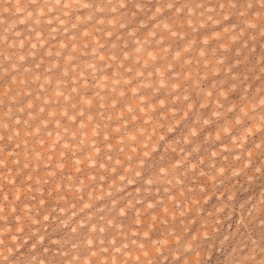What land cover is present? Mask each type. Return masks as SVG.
Segmentation results:
<instances>
[{"label":"rangeland","instance_id":"1","mask_svg":"<svg viewBox=\"0 0 264 264\" xmlns=\"http://www.w3.org/2000/svg\"><path fill=\"white\" fill-rule=\"evenodd\" d=\"M0 264H264V0H0Z\"/></svg>","mask_w":264,"mask_h":264}]
</instances>
